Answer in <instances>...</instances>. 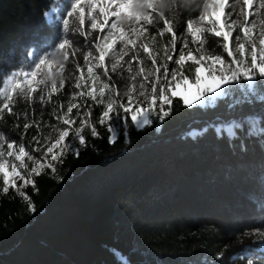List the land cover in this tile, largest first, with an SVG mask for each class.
<instances>
[{"label":"trees","instance_id":"trees-1","mask_svg":"<svg viewBox=\"0 0 264 264\" xmlns=\"http://www.w3.org/2000/svg\"><path fill=\"white\" fill-rule=\"evenodd\" d=\"M55 1L0 0V79L25 62L30 50L43 55L64 38L74 47L80 42L75 59L66 66L65 87L51 102L41 103L36 94L31 103L19 101L18 115L5 110L0 148L11 142L30 152L47 136L43 146L51 144L58 133L53 128L61 127L57 116L66 111L74 94L76 64L83 67V53H95V33L85 39L79 32L65 34L63 27L44 22L42 14ZM204 1L176 0L183 13L176 22L177 35L191 40L186 21L199 16ZM165 14L173 19L172 11L165 9ZM150 33L156 34V29ZM170 39L167 33L162 40L158 37V63ZM218 39L222 38L210 36L207 46L220 54ZM180 47L178 41L174 59ZM190 47L195 52L196 46ZM59 63H64L63 57ZM106 63L111 79L101 69L98 73L115 85V99L124 104L132 83L124 70L127 64L112 73L109 59ZM168 67L177 66L168 62ZM195 67L187 62L189 77ZM140 81L138 77L135 82L138 91ZM138 91L136 103L148 108ZM145 91L151 94L150 83ZM167 95L171 105L161 106L157 93L149 123L141 128L119 110L127 118L120 119L114 139L108 124L99 122L104 106L87 98L79 102L80 115L73 110L74 128L90 110L86 119L98 135L85 128L82 146L70 134L68 142L74 147L57 160L44 161L46 166L32 175V184L21 188L24 181L18 180L19 191H0V264H264V253L242 257L249 247L264 243V100L235 102L223 97L202 108ZM230 122L238 124L231 134L215 130ZM26 123L32 125L27 130Z\"/></svg>","mask_w":264,"mask_h":264},{"label":"snow or ice","instance_id":"snow-or-ice-1","mask_svg":"<svg viewBox=\"0 0 264 264\" xmlns=\"http://www.w3.org/2000/svg\"><path fill=\"white\" fill-rule=\"evenodd\" d=\"M255 2L256 0H242V2L241 0H231V2L205 0L199 16L186 21V34L191 37L189 41L186 36L177 35L176 22L183 13L177 6L176 0H71L70 5L69 0H56L46 16L53 23L62 19L65 34L75 31L85 39H88L93 31H98L102 35L94 37L92 47L95 48V53L91 51L83 53L87 77L84 68L76 64L75 70L79 76L75 77L73 87L80 91L72 95L66 111L57 116L58 121L66 127L62 130L53 128L54 131H58V136L47 147L44 156L51 154V159L57 160L60 155L70 151L74 147L68 142L70 134L72 140H78L83 146L85 128H90L93 136L98 135L91 121L86 119L92 114L90 110L80 117V126L73 127L77 123L73 118V110L77 109L76 115H80L79 105L74 102L78 97H88L96 104L104 106L99 122L108 124L109 132L113 133L114 139L115 133L120 128V119L127 118V116L121 117L119 110L130 115L133 124L143 126L149 123L148 113L151 106L157 102V93L161 106L171 105L172 99L167 95L171 92L172 96L179 95L183 104L190 107L198 102L212 104L218 96L227 95L231 91L226 87L227 85L240 78L253 82L248 85L251 89L264 87V0H259L256 8L253 7ZM237 5L240 6L238 15L242 19L232 18ZM228 8H231L232 12H227ZM165 9L172 11L173 19H169ZM65 11L67 18L63 15ZM86 20L89 22V31H85ZM161 21L163 27H160ZM73 24L76 25L75 28L71 27ZM151 28L156 29V34L150 33ZM237 30L239 34L233 36ZM166 33L171 34V39L164 43V58L158 63L159 52L154 45L158 42V37L162 40ZM210 36L222 38L215 43L223 49V53L227 54L226 57L223 53L217 54L214 48L207 46L210 43ZM178 41L181 42V47L178 50V58L174 59ZM79 43L76 42L74 47L73 41L64 38L58 42L54 51L39 58L38 62L34 63V67L27 71L10 73L0 79V119H3L5 110L9 115H18L15 108L21 99L31 103L36 94H39L41 103L51 102L52 96L65 87L66 66L75 59ZM190 44L196 46L195 52ZM141 51L145 54L143 57ZM129 53H132L131 57L125 61L124 58L128 57ZM57 54L63 55L64 63L56 64L52 61V57ZM107 59L112 61V73L124 69V65L127 64L124 70L130 74L132 81L124 93L128 97L127 104L118 103L115 97L119 92L115 85L104 82L96 71L101 69L103 75L111 79ZM168 62H173L177 67L169 69ZM187 62L196 65L193 69V77L186 74ZM138 77L141 78L139 91L135 83ZM151 77L154 79L150 80ZM161 79L163 83H160ZM87 81H91V84ZM148 83L151 84V94L145 91V85ZM41 85L45 87L41 88ZM181 87H183L182 93L177 91ZM137 91L140 97H145L147 100L148 108H143L139 104L133 106L134 94ZM161 111L163 112V107ZM163 115H168V112H163ZM31 126L26 123L24 128L27 130ZM261 131L264 132V129ZM3 139L0 137V140ZM7 149L6 153L0 151V173L3 174V187L0 191L5 194L10 187L17 188V179L24 181L21 188L32 184V175H38L46 166L43 157L34 160L23 145L8 142ZM54 149L57 151L54 152ZM38 150L34 149V151ZM13 156L14 161L5 158ZM25 160L33 162L27 177L19 171L28 168ZM15 161H19V165ZM9 168L14 177L12 180L9 179Z\"/></svg>","mask_w":264,"mask_h":264},{"label":"rangeland","instance_id":"rangeland-1","mask_svg":"<svg viewBox=\"0 0 264 264\" xmlns=\"http://www.w3.org/2000/svg\"><path fill=\"white\" fill-rule=\"evenodd\" d=\"M56 2V1H55ZM54 2V3H55ZM70 2L71 0H69V5H70ZM205 2V1H204ZM231 2V0H230ZM242 2V0H241ZM258 3H259V0H256V2L254 3V8L258 7ZM204 4V3H203ZM52 7H50L51 9ZM49 8L42 14V19L44 20L45 23L47 24H53V25H58V26H61L63 27V20H59L57 23H53L52 21H50L47 16H46V13L49 12L50 10ZM70 10V7L69 9ZM203 10V6L201 8V11ZM247 10V9H246ZM227 12H232V9L231 8H228L226 9ZM239 12H240V6L237 5L236 6V9H235V14L233 15V19H242V17H239ZM64 18H67V12L65 11L64 12ZM255 18V17H253ZM115 19V18H113ZM251 19V18H250ZM101 22H102V18H101ZM111 23V21H110ZM85 28L87 31L90 30L89 28V22L86 20V23H85ZM93 33H95L96 35H102V33H99L98 31H93ZM238 33V30L237 32H234L233 33V36H236ZM133 39H135V37H132ZM141 39H143V37H141ZM54 51V50H53ZM91 51V50H90ZM51 52V51H50ZM49 53V52H48ZM48 53H45L43 55H36L34 52H32L31 50L28 51V53L26 54V59H25V62L21 63L18 68L16 70H14L13 72H16V71H20V70H29L30 68L34 67V63L35 62H38L39 58H42L44 56H46ZM132 53H129V56H128V59H130ZM226 53H225V57H226ZM63 55H60V54H57L56 56L52 57V61L56 64H59V61L62 59ZM230 59V58H229ZM111 63L112 61L109 59V65L111 66ZM196 66V65H195ZM84 68V74H85V77H87V69L84 65V61H83V67ZM98 72V70H96ZM13 72H10V73H13ZM9 73V74H10ZM7 74V75H9ZM47 74L46 70H45V75ZM99 74V73H98ZM6 75V76H7ZM4 76V77H6ZM88 84H91V81H87ZM251 83L253 82H249V81H246L244 80L243 78H240L239 80H237L236 82H233V83H230L229 85H227L226 87L231 89V91H229L227 93V95H222V96H218L214 102L212 104H206V103H203V102H198V104H193L192 106L190 107H193V106H198V107H210L212 105L215 104V102L223 97H228V98H231L232 100H234L235 102L236 101H242V100H250V99H254V100H264V87H261V88H255V89H251L248 87V85H250ZM50 86V85H49ZM41 88H44L45 86L44 85H41L40 86ZM139 87V85H138ZM173 88H174V85H173ZM86 90V89H85ZM80 91V89H76L74 90V93L75 92H78ZM179 92H183V87H181V89L177 90ZM168 94L170 96H172L171 92H168ZM173 97H176V98H179L181 100V102L183 103L181 97L179 95L177 96H173ZM84 98H87L89 99L88 97H78L74 102L77 103L79 105V102L82 101ZM69 99V98H68ZM71 99V98H70ZM205 100H207V97L205 98ZM128 103V97L126 96V99H125V102L124 104H127ZM137 103H136V100L134 99V103H133V106H135ZM189 107V106H188ZM130 116V115H129ZM130 119H131V116H130ZM132 121V120H131ZM59 124L61 125V127L59 128V130H62L66 127V125H63L59 122ZM133 124V123H132ZM136 128H141L142 126H138L136 124H133ZM237 123L235 122H230V123H226V124H219L217 126H215V130L216 131H219V130H222L224 133H227V134H231L232 133V130L234 127H237ZM144 126V125H143ZM74 127V125H73ZM191 135H194L196 134L195 131H192L190 133ZM58 136V133L56 134ZM56 136V137H57ZM110 138L112 139L113 138V133H110ZM49 140V137L47 136V138L43 141L45 145V141ZM53 142V141H52ZM51 142V143H52ZM14 145H22V144H18V143H13ZM42 144L38 147H34L31 149V151L29 152L30 155L33 156L34 160H40L41 157H43V162L46 161L47 159H51V154L47 155V156H44V153L47 149L48 146H50V143L47 144V146H43ZM34 149H39L38 151H34ZM0 151H4L5 153L8 151L7 149V142L4 143L1 148H0ZM57 151V149H54V152ZM6 160L8 161H14L15 160V157H5ZM15 163L17 165H19V161H15ZM25 163L28 165V168L26 169H19L20 173L23 175V173L25 171H30L31 167L33 166V162L32 161H27L25 160ZM9 172H10V168H9ZM0 178L2 179L3 181V174L0 173ZM14 177L13 175L11 174L10 172V176H9V179L12 180ZM20 179H17L16 181H18ZM256 253H264V243L262 242H258L256 243L255 246H251L249 247L247 250L243 251L242 253V257H249V256H252Z\"/></svg>","mask_w":264,"mask_h":264}]
</instances>
